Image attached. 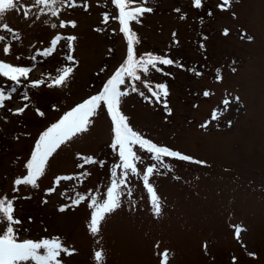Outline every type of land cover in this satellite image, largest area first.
Segmentation results:
<instances>
[{"label": "rangeland", "instance_id": "374dc122", "mask_svg": "<svg viewBox=\"0 0 264 264\" xmlns=\"http://www.w3.org/2000/svg\"><path fill=\"white\" fill-rule=\"evenodd\" d=\"M87 3V11L65 8L57 18L39 13L32 0H20V10L7 11L0 21L19 36L14 40L0 28V36L12 45L5 55V44L0 43V61L33 67L29 80L21 78L19 87L0 76V89L8 92L16 87L12 98L0 108V197H21L15 202L14 213L22 221L15 226L18 238L60 237L76 249L73 256L61 255L64 264H96L95 250L103 252L104 264H161L158 253L165 249L168 264H264V0H231L224 11L217 7L221 0H202L199 9L193 7V0H150L145 6L153 12L140 17V23H131L139 39L134 45L137 56L167 54L183 67L158 65L171 75L155 70L147 76L141 73L142 81L168 86L171 115L154 98L149 102L146 97L151 94L141 81L134 82L138 92H133L127 81L121 86L129 92L121 98L122 113L145 138L205 162L199 165L165 158L171 171L157 167L149 183L160 198L158 216L141 176L131 174L127 187L121 190L120 206L106 214L98 235L93 236L87 227L92 211L89 201L58 211L71 204L77 192L91 191L102 197L111 171L120 163L117 150L111 147L113 126L104 105L91 118L87 132L62 144L53 154L37 181L38 188L21 185L20 191L13 193V181L26 174L24 164L39 134L76 104L97 94L126 57V39L118 21L111 18L118 15L111 0ZM23 6L32 7L27 19ZM106 11L110 19L103 23ZM60 20L75 21L76 27H51ZM56 35L77 37L72 55L78 64L65 60V40L56 45L52 55H38L37 50L49 48ZM65 65L74 67L65 84L48 88L45 74L54 77L56 69ZM193 68L202 75L189 71ZM217 69L223 77L219 82ZM40 79H45L44 85L27 86ZM206 90L212 93L208 97L203 95ZM24 92L29 96L26 101L21 99ZM225 98L233 101L226 111ZM25 104L21 115L8 111ZM37 109L45 115L39 116ZM214 109L224 112L217 120H211ZM206 122L207 128L201 127ZM134 150L142 158L138 171L156 164L148 153L138 147ZM78 154L100 163L79 168L83 161ZM115 170L119 175L121 170ZM84 172L90 175L85 177ZM60 175L79 179L61 181L56 193L46 195L53 178ZM61 192L66 195H58ZM26 196L31 198L23 199ZM236 227L241 229L239 238ZM4 228L5 224H0V232Z\"/></svg>", "mask_w": 264, "mask_h": 264}, {"label": "snow or ice", "instance_id": "6c2138e0", "mask_svg": "<svg viewBox=\"0 0 264 264\" xmlns=\"http://www.w3.org/2000/svg\"><path fill=\"white\" fill-rule=\"evenodd\" d=\"M112 4L118 11V15L111 17L116 19L120 25V32L124 35L127 43L126 57L120 66L114 71V73L105 81L101 90L95 94L85 99L79 104H76L69 111L65 112L60 119L52 123L49 127L41 132L38 139L34 143L33 150L30 154V158L24 164L26 169V174L17 177L13 181V193H18L20 191V186H31L32 188H38L39 185L37 181L44 176L45 169L49 164L50 158L53 154L60 148V146L68 141H70L76 135L87 132L89 126L92 124V117L97 114L98 109L101 105H104L110 116L112 122L113 140L111 147L118 152L120 163L115 166L111 171L110 184L106 189V192L102 197H97L91 191L87 194L76 193L75 197L72 198L71 204L62 205L59 207L58 211L65 212L68 208L78 207L81 203L89 201L88 207L92 210L90 219L88 221L87 227L93 236H96L100 232L101 222L105 219L106 214L115 211L120 206L121 200V190L127 187V180L129 174L139 175L143 180V185L146 188L149 197L151 207L155 215H159L161 212L160 198L151 183H149L150 177L157 171L158 166H162L165 169L171 171L168 164L165 163V158H172L179 161H187L194 164L204 165V161L196 160L191 156L185 155L179 151H174L166 146L157 145L153 141L145 138L141 133L135 131L128 122V117L124 115L121 111V98L129 95V92L121 90V86L128 82L133 92H138L134 82L141 81L151 97H146L149 102H152L154 98L156 103H162L168 115H171V110L167 104V97L169 95L168 86L166 84H150L148 81L141 80V73L147 76L150 70H155L157 73H162L164 75H171V73H164L163 66H173L183 67L178 65L176 61L169 58L167 54L164 56H158L153 53H145L142 56H137L135 54L134 45L139 43L137 34L132 30L131 23L135 21L140 23V17L145 13H152L153 9L151 7H146L150 0H111ZM231 0H221V3L217 7L224 11L226 6H230ZM20 5V0H0V21L3 20V15L10 10H20L18 7ZM202 0H193V7L199 9L201 8ZM32 7L38 9L39 13L45 15H51L52 17L59 18L60 13L65 8H76L82 7L85 11L88 10L87 0H82L78 3L77 0H32ZM32 7L23 6V16L25 19L32 14ZM176 12H180V9H175ZM212 15L211 12L208 13ZM103 23H107L110 19V13H102ZM39 18V16H37ZM185 16L181 15V19ZM71 26L76 27L75 21H64L60 20L59 25L51 24L52 28H66ZM0 28L7 31L12 39H19V36L14 30L10 29L6 23H0ZM96 31H102V29H95ZM228 34V30L224 31V35ZM174 37L176 33L172 34ZM243 38V37H242ZM77 39L76 36H61L56 35L50 41V47L44 49L43 51L37 50L38 55L50 56L56 51V45L59 44L61 40L67 42L68 55H66L65 60L71 65L78 64V61L74 60L72 52L73 41ZM251 39V37H248ZM7 37L0 36V43H4L3 52L5 55L10 53L11 43L7 42ZM178 43V42H177ZM204 48V45H200ZM19 59V57H17ZM33 60L36 56L32 57ZM33 71V67L25 66H14L12 64L0 61V76L7 78L8 80L14 82V84L19 87L21 84V78L23 80H29V74ZM74 67L65 65L63 67L56 69V75L53 77L51 73L45 74L46 79L50 82L47 83L48 88L54 86L59 87L65 84L69 76L73 73ZM189 71L194 72L196 76H201L202 73L196 71L195 68L189 69ZM223 79L221 75V70H216V80L219 82ZM45 84V79L32 80L27 85L31 88L40 87ZM16 92V87L10 89V91L5 92L4 89H0V108L5 107V101L12 98V94ZM143 95V93H140ZM212 93L209 91H204L203 95L205 97L210 96ZM163 97V99H162ZM21 99L26 101L29 99L27 92L22 93ZM236 100L239 98L236 97ZM228 99H224L222 103L225 105L224 111L232 103ZM27 108V104L23 107L17 108L15 110L8 109L13 115H21ZM37 114L43 117L44 112L39 109L36 110ZM224 112H218L214 109L211 113V120H217L219 116L223 115ZM231 122L229 121V124ZM208 123L201 125L203 128H207ZM139 148V150L144 151L150 155V159L156 161V164L146 166L142 171H138L137 164L142 162V158L138 156L137 151L134 149ZM78 159L82 160L83 163L78 164L77 167L83 168L87 164H97L100 163L90 156H81L78 154ZM102 166V165H101ZM116 168L121 170L118 175ZM83 176H88L90 173L84 172ZM73 179H79L78 176L71 175H60L53 178V186L45 190L46 195H52L56 193L57 188L60 186L61 181H71ZM58 195L64 197L66 192L58 193ZM19 196H13L11 199L7 194L0 197V224H5V228L0 232V264H64L61 259V255L73 256L76 254V249L72 246L65 245L60 237L52 238H41L40 240L24 239L20 240L17 235L16 225H20L22 221L14 216L16 211L15 202L20 199ZM31 197H23V199H30ZM43 203H48L44 200ZM31 222V218H29ZM235 227V226H234ZM46 230V229H45ZM241 229L236 227V236L239 238ZM99 243V241H97ZM155 247L159 248V244ZM205 247H207L205 245ZM162 257L161 264H168L169 253L165 249L162 253H158ZM253 255V254H250ZM93 260L96 264H104V254L101 250H95L93 253Z\"/></svg>", "mask_w": 264, "mask_h": 264}]
</instances>
